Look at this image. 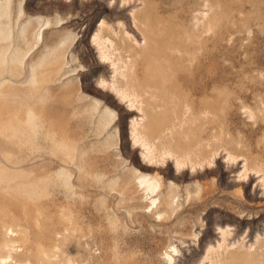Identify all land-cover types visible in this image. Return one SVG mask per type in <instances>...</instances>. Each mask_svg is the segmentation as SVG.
I'll return each mask as SVG.
<instances>
[{
	"label": "rangeland",
	"instance_id": "obj_1",
	"mask_svg": "<svg viewBox=\"0 0 264 264\" xmlns=\"http://www.w3.org/2000/svg\"><path fill=\"white\" fill-rule=\"evenodd\" d=\"M0 12V264H264V0Z\"/></svg>",
	"mask_w": 264,
	"mask_h": 264
},
{
	"label": "bare ground",
	"instance_id": "obj_2",
	"mask_svg": "<svg viewBox=\"0 0 264 264\" xmlns=\"http://www.w3.org/2000/svg\"><path fill=\"white\" fill-rule=\"evenodd\" d=\"M3 13H5V12H0V40H2L3 38L6 37L5 34H3V27H4L5 25H4L3 22L1 21V17H2V15H3ZM4 23H5V22H4ZM38 36H39V35H38ZM114 88L116 89V90H115L116 92L120 93L121 96L124 97L125 94H124V92H123L122 89H121V90H122V92H121V91L119 90L120 88H119V89L116 88V87H114ZM135 129H136V128H135ZM133 130H134V129H133ZM138 130H139V129H138ZM134 131H136V130H134ZM139 132H140V131H139ZM136 133H137V132H136ZM136 136L138 137V135H135V137H134V140H135V141H137V140H136V139H137ZM139 136H140V135H139ZM141 136H142V135H141ZM135 138H136V139H135ZM140 138H143V137H140ZM144 139H145V137H144ZM138 140L141 141L140 139H138ZM146 141H147V140H146ZM144 142H145V140H144ZM148 143H149V142H148ZM142 144H143V141H142ZM146 144H147V143H146ZM149 144H150V143H149ZM144 146H146V145L144 144ZM147 147H148V146H147ZM149 147H150V146H149ZM149 147H148V148H149ZM150 148H151V147H150ZM150 148H149V149H150ZM146 150H147V149H146ZM149 151H150V150H149ZM145 171H146V170H145ZM140 178H141V177H140ZM152 178H153V177H152ZM149 180H150V179H149ZM149 180H148L147 182L145 181L144 190H145V189H150V188L152 187V186L150 185V183H148ZM138 181H139V179H138ZM140 182L142 183V182H144V181L141 180ZM151 184H152V183H151ZM150 191H151V190H150ZM151 192H152V191H151ZM154 200H156V198H155V199H152V200H151V203H152ZM156 201H157V200H156ZM173 202H174V201H173ZM153 204H154V202H153ZM153 204H152V205H153ZM146 208H147V207H146ZM159 216H160V214H159ZM9 229H10V228H9ZM7 230H8V229H7ZM9 240H10V239H9ZM3 243H4V242H3ZM8 243H9V242H8ZM6 245H7V244H6ZM0 259H1V258H0ZM3 260H5V259H3ZM1 261H2V260H1Z\"/></svg>",
	"mask_w": 264,
	"mask_h": 264
}]
</instances>
